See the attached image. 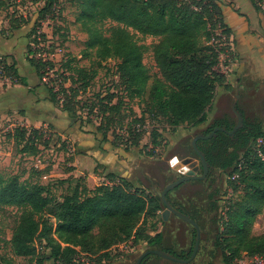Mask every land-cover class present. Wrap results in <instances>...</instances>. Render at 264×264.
Returning a JSON list of instances; mask_svg holds the SVG:
<instances>
[{"label": "trees", "instance_id": "trees-1", "mask_svg": "<svg viewBox=\"0 0 264 264\" xmlns=\"http://www.w3.org/2000/svg\"><path fill=\"white\" fill-rule=\"evenodd\" d=\"M51 2L49 0L46 9L52 6ZM250 2L264 17V5H258L256 0ZM78 5L76 20L87 33L86 49L93 51L97 64L107 59L115 60L126 98L143 101L148 115L163 119L172 130L180 125L194 127L206 121L216 87L227 85L225 74L216 69L220 54L226 50L218 48L216 41L228 39L231 29L224 21L217 0H78ZM104 20L115 23L109 28L108 35L103 34L98 26ZM26 22L21 20L10 26L17 29ZM130 30L160 38L154 52L160 59L161 78L152 80L149 91L142 48ZM262 30L264 34V24ZM29 48L28 45V53ZM27 60L37 77L42 79L39 66L32 58ZM0 67L10 84L27 85L26 79L17 71L15 60L8 61L7 56H0ZM53 89H47L48 100L57 106L59 99ZM64 91H72L66 97L79 96L77 87ZM110 98L111 95L106 96L105 102L101 99L99 107L88 106L89 113L93 110L99 113L96 130L105 127L102 141L107 140L105 129L121 105V102L111 103ZM61 109L70 113L67 107ZM243 118L242 127L232 135L217 131L214 136L196 142L209 164V175L211 169H218L227 176L223 203L219 205L214 198L215 190L206 195L205 207L214 211L211 222L216 225L213 250L208 257L210 259L217 251L222 264H264V235H250L248 231L264 209V125ZM134 123L144 125L140 118H134L126 123L125 134L119 131L124 126L111 131L114 146H123L124 149L140 146L144 129L135 130ZM234 124V120L222 117L203 134H208L215 126H225L229 131ZM40 130L17 126L8 132L7 137L16 146L21 145L22 151L33 155L36 152L33 137L40 135ZM150 136L145 154L154 156L161 133L156 130ZM187 151L189 156L198 158L190 144ZM105 177L93 189H88L84 181L81 185V179H77L69 192L58 197L38 182L23 183L15 175L0 179V208L15 206L21 210L9 240L12 255L25 259L18 264H47L48 261L82 264L81 258L88 264H104L116 255L125 254L122 251L117 253L119 247H137L140 241H145L148 249H162L182 259L190 256L196 236L192 226L189 248L181 251L165 246L162 232L148 233L156 231L160 220L157 212L163 204L158 194L135 185L127 177L111 172ZM64 182L69 179L60 180V183ZM169 192L166 197L170 204L192 218L200 230L203 229L201 210L191 204L184 208L171 202ZM150 258L161 259L150 254L142 259L141 264ZM242 258L249 260L238 263ZM0 264H3L1 259ZM205 264L212 263L207 260Z\"/></svg>", "mask_w": 264, "mask_h": 264}, {"label": "rangeland", "instance_id": "rangeland-1", "mask_svg": "<svg viewBox=\"0 0 264 264\" xmlns=\"http://www.w3.org/2000/svg\"><path fill=\"white\" fill-rule=\"evenodd\" d=\"M51 1L52 6L46 9L49 0H0V47L10 45L12 47L10 51L13 52V54H10L11 57L8 55L0 56H7L8 61L13 59L16 62L17 60V71L26 79L29 86L34 89L38 86L41 87L35 92L26 87L21 89L25 95L26 90H28L29 106H35L34 104L41 99H48L47 89L54 88L53 91L57 92L59 101L57 106L54 104L53 106L60 110H62V106L69 108L71 114L68 111H62L68 117L71 115L70 120L76 123L82 131L84 130L81 126L92 130L96 139L100 142H104L102 141V132H104L105 127L96 130L99 113L97 110L89 113L88 106L96 105L99 107L100 100L103 101L109 95H111V103L118 104L121 102V105L119 112L105 129L107 141L112 143V130H118L117 128L123 126L125 128L127 122L134 118H140L144 124L140 146L131 147L128 150L139 147V150H141V147L146 145L147 147L143 151L145 154L149 149L150 133L161 130V141L158 145L159 152H155V155L152 156L156 161L150 167L148 166V169H154L155 171L152 172L150 180H144L145 185H154L155 193L159 195L161 189L174 180L173 175L167 173L169 167L166 160L175 154L189 156L187 149L193 136L204 130L206 126L202 127V124L194 127L182 125L183 130H189L186 131L187 135L179 139V133L169 139V133L172 134L173 132L163 119L149 116L143 101L138 99L129 100L125 97L124 83L116 72L115 60L107 59L97 64L93 51L86 49L87 33L80 21L76 20L80 8L78 0ZM256 2L258 5H264V0H256ZM241 9H245L244 6ZM259 16L258 20L252 17L251 22H248V24H253L256 29L255 32H251L253 36L258 35L257 38L254 37L256 42L248 43L246 41L245 45L239 46L231 36L228 39L216 41L219 44L218 48L221 47L226 50L220 54V61L216 69L225 74L227 85L216 87L214 94L216 97L215 106L213 110L211 107L207 112L210 113L212 120L227 117L235 121L236 118L231 109V103L236 92H238L239 97L236 105L243 112L245 119L256 120L264 125V34L262 30L264 17L261 14ZM21 20L27 22L21 24L17 29L10 26V24L17 25ZM113 25L115 23L109 20H104L98 24L105 35H108L109 28ZM130 32L133 39L142 48V61L149 75L147 88L149 91L152 80L155 77L161 78L160 59L155 56L154 52L160 38L143 36L133 30H130ZM28 45L30 46V53L27 50ZM27 58H32L34 64L39 66L43 76L42 79H38ZM7 85V80L0 79V118L4 113L9 115L15 113L17 116L11 119H0V179L6 180L15 175L23 183L38 182L43 186H47L56 197L69 192L74 187L77 179H81V185H84V183L86 185L85 176L82 175L73 179L68 176L69 182L60 183V180L66 177L68 170L72 169L73 142L64 136L57 135L49 125L47 129L40 130V135L33 137L36 146V152L33 155L22 151L21 145L16 146L12 139L7 137L8 132L17 126H25L31 130L43 126V123L31 124L27 120L22 123L17 118L18 114L23 115L24 111H28L29 114H33V112H31L32 109H29L30 107H24L26 105L21 103L20 97L15 98L17 103L14 104L9 91L5 90ZM76 87L79 96L75 98L66 97L72 91H64V89ZM44 90L46 95L43 97ZM22 98L24 99V97ZM119 147L124 148L123 146ZM144 156L152 158L151 156ZM193 158L198 162L197 171L193 173L200 175L201 165L198 158ZM44 172L50 173L49 177H44ZM208 176L207 179L201 180V182L196 180L183 182L169 192V197L174 201L173 203L184 208H189L191 204L201 210L203 229L200 230L197 255L191 261L193 264H205L207 260L212 264H222L217 251L210 256V259L207 258V253L209 254L213 250L212 241L216 225L211 222L214 211L211 209L206 210L205 207L207 203L206 195L215 190H217V193L214 198L218 200L219 205L223 203L227 176L218 169H212L211 174ZM102 181L104 179L94 182H97V185ZM20 215L21 210L15 206L0 208V259L3 264H18L25 260L22 257L12 255L9 242L12 230ZM169 216H171L170 223L166 230L169 231L170 228L175 230L176 243L187 250L190 245V238L185 240L184 230L188 229L191 232V225L181 221L173 214ZM248 231L250 235H264V209L256 216ZM175 250L179 251L178 248H175ZM138 255H135L134 262ZM82 259L84 260V258ZM246 260L249 259L242 258L238 263ZM148 264L173 263L162 258H151Z\"/></svg>", "mask_w": 264, "mask_h": 264}, {"label": "crops", "instance_id": "crops-1", "mask_svg": "<svg viewBox=\"0 0 264 264\" xmlns=\"http://www.w3.org/2000/svg\"><path fill=\"white\" fill-rule=\"evenodd\" d=\"M217 3L223 13L225 23L231 29L230 36L234 38L236 44L239 46H243L245 45L246 41L248 43L256 42L255 38H257L258 35L253 36L252 34L256 29L253 27V24H248V22H251L252 17L258 20L260 16L256 13V10L253 8L250 0H217ZM242 6H244L245 9H241ZM260 39L262 38L260 37ZM10 48H12L10 45L0 47V55L10 56L11 53L13 54V52L10 51ZM20 76L23 77L22 75ZM23 87H26L30 91L34 92L41 88L40 86H38L34 89L30 87L28 83L26 86H23L20 83H9L6 86L5 90L9 91V95L14 104L17 103L15 98L20 97V99L22 100L21 103L26 105L24 107H30L29 109H32L31 112H33V114H29L28 111H24V114H18L17 118H19L22 123H25L24 120H27L28 122L30 121L31 124H47L57 135L64 136L68 138V140L70 139L73 142L72 152L74 155H72L74 157L71 162L72 169L68 170L64 179H66L68 176H70V179L79 177L80 175L85 176L87 188L93 189L97 183L94 181L105 179V174L111 172L119 176L127 177L135 185L145 187L146 189L151 190L155 193L154 185H145L144 183V180L148 181L151 179L152 172L155 171L154 169H148V166L150 167L151 164L155 163L156 159L154 157H145L144 155L146 154H144L142 150H139L140 147L137 149L128 150L119 146H114L107 140L104 142L98 141L92 130L81 126V128H83L84 130L82 131L76 123H73L70 120V118L64 111L60 110L57 107H54L48 99H41L34 104L35 106H29L30 101L28 98V90H26V95L23 94L21 90ZM45 95L46 91L44 90L42 96L44 97ZM22 97H24V99ZM215 99L216 97L214 95L211 105L212 110L215 106ZM40 105L43 106L40 107ZM34 108L38 109L39 111ZM16 116L17 115H15V113H12L10 115L8 113H4L2 114L1 118L11 119L12 117ZM216 119L217 118H215V120ZM215 120H212V118H210V113H207L206 121L201 123L202 127L206 126V128H208ZM181 127L182 125L175 127L172 130L173 133H169L168 138L170 139V137L179 133V139L185 137V135H187L186 131L189 130H183V128ZM204 130H202L201 133ZM159 132L162 134L161 130H159ZM157 152H159L158 148ZM166 163L169 167V171H167V173L168 175H173L174 179L181 175L194 174L193 172H196L198 168L197 160L188 155H172L170 158H168V160H166ZM44 173V177H49L50 173ZM171 202L174 201L171 200ZM162 210L163 208L157 212L159 215L158 219L160 218V220L157 223L156 231H148V233L150 235H154L156 232H162L163 244L165 246H168L172 249L178 248L180 251L184 250L183 246H181L179 243H176L175 241V230H172V228H170L169 231L166 230L169 226L171 216H169L167 220H162ZM190 236L191 232L188 229L184 230L185 240H188ZM148 248L149 246L145 241H140L138 246L133 248L125 247L124 249L122 247H119L117 253L122 251L125 252V254L119 257L116 255L112 261L106 262L104 264H135V255L140 254L142 251ZM198 255L200 256V254ZM207 258L209 259L208 253ZM150 259L147 260L145 264H148ZM47 264L55 263H53L52 261H48Z\"/></svg>", "mask_w": 264, "mask_h": 264}, {"label": "water", "instance_id": "water-1", "mask_svg": "<svg viewBox=\"0 0 264 264\" xmlns=\"http://www.w3.org/2000/svg\"><path fill=\"white\" fill-rule=\"evenodd\" d=\"M238 97H239V94H238V92H236V94L234 96V100L231 103V109L234 112L235 118H236L235 124L231 130H229V131L226 130L225 126H215L208 134H203V132L197 133L196 135L193 136V138L190 142L192 149L196 152V154L198 156V161L201 165V174L200 175L185 174V175L178 176L174 180L167 183L161 189V191L159 193V197H160L161 202L163 204V210L161 211L162 220H167L168 216L170 214H173L176 217H178L179 219L190 224L195 229L196 236H195V241H194V245H193L192 252H191L190 256L186 259H182V258H179L177 256H174L173 254H171L168 251H165L162 249H157V248H152V249H146V250L142 251L137 256L135 264H141L142 259L145 256L150 255V254L159 256L165 260L175 262L177 264L190 263L195 258V256L197 255V252L199 249V243H200V228H199L198 224L192 218H190L186 214L180 212L176 207L172 206L170 204V202L167 200L166 195L170 190L174 189L175 187L182 184L183 182L190 181V180H205L206 179V177L210 171V167H209L208 162L205 159L204 154L198 149L196 142L198 139H208V138L214 136L217 131H224V132H227L229 135H232L237 129L242 127L244 118H243L242 113L237 109L236 104H237Z\"/></svg>", "mask_w": 264, "mask_h": 264}, {"label": "built area", "instance_id": "built-area-1", "mask_svg": "<svg viewBox=\"0 0 264 264\" xmlns=\"http://www.w3.org/2000/svg\"><path fill=\"white\" fill-rule=\"evenodd\" d=\"M0 79H5V80H7L8 81V84H9V79L6 77V76H4V73H3V71H2V69H1V67H0ZM99 118V120H100V116L98 117ZM143 125H140L139 123H137V124H135V126L133 127V128H135V130H137V131H141V130H143ZM40 128V127H39ZM48 128V125L47 124H43V126H41V129H47ZM120 133L121 134H125L126 133V128H122L121 130H120ZM261 140H259V142H260ZM80 261H81V263L82 264H88L87 263V260H83L82 258L80 259Z\"/></svg>", "mask_w": 264, "mask_h": 264}, {"label": "flooded vegetation", "instance_id": "flooded-vegetation-1", "mask_svg": "<svg viewBox=\"0 0 264 264\" xmlns=\"http://www.w3.org/2000/svg\"><path fill=\"white\" fill-rule=\"evenodd\" d=\"M209 172H210V171H209ZM211 172H212V169H211ZM208 175H209V173H208ZM208 175H207V176H208ZM208 177H209V176H208ZM208 177H206V179H207Z\"/></svg>", "mask_w": 264, "mask_h": 264}]
</instances>
